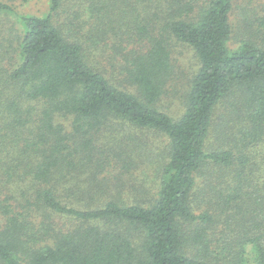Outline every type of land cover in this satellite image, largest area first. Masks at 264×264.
<instances>
[{
  "label": "trees",
  "instance_id": "trees-1",
  "mask_svg": "<svg viewBox=\"0 0 264 264\" xmlns=\"http://www.w3.org/2000/svg\"><path fill=\"white\" fill-rule=\"evenodd\" d=\"M236 2L0 0V264H264V2ZM142 165L155 191L116 188Z\"/></svg>",
  "mask_w": 264,
  "mask_h": 264
},
{
  "label": "rangeland",
  "instance_id": "rangeland-1",
  "mask_svg": "<svg viewBox=\"0 0 264 264\" xmlns=\"http://www.w3.org/2000/svg\"><path fill=\"white\" fill-rule=\"evenodd\" d=\"M264 2V0H237L236 6H244L246 3L247 5H259L260 3ZM13 4L15 5V8L21 12V13H35V14H44L47 10V0H13ZM238 11V10H237ZM241 15V19H242ZM239 16L233 15L232 16V21L233 23H239L238 22ZM13 25H16L18 27V23L14 19H12ZM179 50L176 51L175 55V60H174V74L173 78L168 85V92L165 94L160 103L159 107L170 114H175L180 112L183 104V98L182 94L184 92V89L188 87V83L190 82V77L193 75V73L196 71L198 68V60L196 58V55L192 49L189 47L179 45L178 46ZM120 129V128H119ZM148 137L151 138V146L156 148V150H161L168 147V140L166 139L165 136L160 135V134H155V133H148ZM107 141V147H110V145L113 142L112 136L110 134L107 135V138L105 139ZM225 141L222 142L220 140L221 145H223ZM216 144V143H215ZM148 164V163H144ZM143 167L138 168L134 166L133 172L130 173H125L124 180L123 182H118L120 185H118L119 190L124 191L126 190L127 187L131 186L133 183L136 184L138 180L142 182V184H139V186H142V192L145 194L147 197V189L149 187H153V191H155L154 186L150 182V180L144 181L141 179V177L145 178V175L142 173V169L146 167V165H142ZM147 168V167H146ZM119 169L117 170H112L111 172L116 173ZM149 170V169H148ZM148 172V171H147ZM109 174V171H108ZM107 174V175H108ZM128 174V175H127ZM151 172L149 173V175ZM125 182H129L126 185ZM117 183H115L116 185ZM127 193V192H126ZM124 192V194H126ZM140 196L142 194L140 193Z\"/></svg>",
  "mask_w": 264,
  "mask_h": 264
}]
</instances>
